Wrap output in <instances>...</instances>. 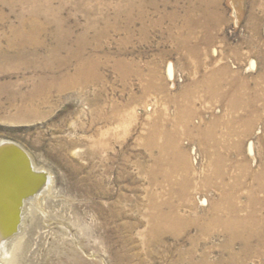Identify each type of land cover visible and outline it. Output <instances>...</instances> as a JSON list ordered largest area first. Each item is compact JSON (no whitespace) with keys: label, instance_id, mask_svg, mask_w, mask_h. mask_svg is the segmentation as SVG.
Wrapping results in <instances>:
<instances>
[{"label":"rangeland","instance_id":"1","mask_svg":"<svg viewBox=\"0 0 264 264\" xmlns=\"http://www.w3.org/2000/svg\"><path fill=\"white\" fill-rule=\"evenodd\" d=\"M125 1L51 0L61 9L64 31L58 35L57 24L38 15L39 27L33 30L42 45L36 59L33 44L24 43L23 36L31 29V8L43 0H0V145L9 142L23 150L50 183L37 206L29 200L23 204L14 253L3 255L0 264H187L179 254L190 248L198 230L191 226L180 237L165 233L162 242L153 240L149 194H158L159 202L173 199L179 215L195 217L220 199L223 182L207 181L213 152H230V161L240 160V152L252 169L262 160L264 111L237 151L222 140L202 141V132L229 113L226 100L210 95L206 80L212 73L228 71L223 88L229 92L227 82L234 79L246 80L251 91L264 87V77L258 86L264 75V0H137L144 23L128 27L123 12L114 25L115 8ZM186 16L189 23L183 21ZM160 17L162 22L154 24ZM60 42L53 61L70 56L66 68L71 73L82 48L80 56L97 59L103 83L53 90L47 104L20 113L22 95L39 77L54 74L45 57ZM88 97L99 98L96 103L110 110V121L101 115L92 119L95 106ZM236 140L232 136L230 144ZM250 143L253 155L248 154ZM179 154L186 156L185 168L166 181L162 171L174 169ZM232 167L223 179L229 183L237 171ZM170 186L175 188L172 199ZM187 187L186 203L180 190ZM223 239L216 234L199 240L196 259L213 247L211 264L220 257ZM257 262L252 258L243 264Z\"/></svg>","mask_w":264,"mask_h":264},{"label":"bare ground","instance_id":"2","mask_svg":"<svg viewBox=\"0 0 264 264\" xmlns=\"http://www.w3.org/2000/svg\"><path fill=\"white\" fill-rule=\"evenodd\" d=\"M202 2H199V6H204V3ZM60 10H61L60 7H54L52 5L51 0H43L41 5H38L37 7L34 6L33 8H31L30 11L31 16L28 22L29 25L31 26V29L29 31V34L25 33L26 35L23 36V42L24 43L31 42V44H33L35 49V51H33V55L36 57V59H39L36 48L42 45V43L39 40H37V31L33 30V28L37 29L39 27V26L37 27L38 15L42 14L46 16V20H47L46 22H55L59 29L57 32L59 35L62 34V32L64 31L61 29L63 26V19L59 16ZM123 12H125L126 14L125 24L128 27L134 24L136 21L142 24L145 21L146 14L142 5L140 4V1L126 0L125 4L117 5L115 8V18H114L115 22H113L114 25L119 23L121 13ZM162 19L163 17L158 18V20L154 21V24L162 22ZM183 21L185 23H189L191 21V18L189 16H186V18ZM88 24L91 25V22H89ZM114 25H110V26H112L113 28H118V26H114ZM64 33H66V35L69 34L67 32ZM253 34L255 35V33ZM188 36L191 38L190 35ZM62 46L63 45L60 42L58 44V47L51 50L50 55L45 57L47 61L46 68L53 71L54 74L39 77L37 82L33 86L31 92L27 93L26 95H22L21 105L18 106L17 108V111H19L20 113L33 111L36 108V106H38L41 103L47 104L49 102V99L51 98L50 95L51 92H53V90H55L57 93H60L63 89L67 87L87 88L90 84L94 82L97 83L101 79L100 75L97 73L96 70L97 59H95L94 57L86 58L80 56L82 52V48H80L75 53V56L77 57V63L74 71L71 73H69L66 68L70 62V56H68L65 59H58L57 61H53L52 55L57 54L58 50H60ZM121 64L125 66V68L127 69L128 68H131V70L136 69L134 67L135 65L133 64H126L124 62H121L120 65ZM55 72H60V73L55 74ZM227 72L228 71L226 69L224 71L217 70L216 72L212 73L210 77L206 80V83L209 82L208 87L210 88V90H212L210 92V95H214L217 98H221L222 100L224 99V101L226 100L229 113L228 115L226 114L227 117L219 116L211 121L209 126L202 132V138H203L202 141L208 143L213 142L217 144L218 140L219 141L222 140L223 142L225 141L224 142L225 144L227 143L228 147H232L233 151L234 150L237 151L240 147H242L243 140L246 137H249V135H251L255 123L262 116V112L264 111V105H262L261 107L260 105L257 104V102L263 101L264 103V87L261 91H257V89L255 91H251L249 89V86L247 84L248 82H246V80L237 81V79H234L231 80L230 82H227L229 88H231L230 90L232 91L229 92L227 89L224 90L223 81L225 80L224 75L227 76ZM263 77L264 75H261V78H259L260 83H258V86L261 85V80ZM98 99H99L98 97L89 98L91 104H94L95 106L91 114L92 119L94 120L96 116L101 115L103 116L102 119H104V121L106 122L110 121V110H106L102 105L96 103ZM221 131L223 132L222 133L223 139L220 137L218 139L217 134L218 133L220 134ZM263 132H261L262 134L261 139L264 141ZM155 136H151V137H155ZM232 136L233 137L236 136L237 140L235 141V143L231 142L230 144V138ZM248 146H249L248 154L253 155L252 144L250 143ZM8 148L12 150L9 151L10 153L7 152L6 155L3 154V157L5 159L0 156V237L3 235L4 231L13 232L16 230H20L19 225L22 219L21 216H22L23 204L25 202H28L29 200L30 204L37 206L39 203L38 197L40 195H43L45 193V190L48 189L49 191L50 189L49 186L50 183H48L49 181L47 180L46 174L44 173L43 170L36 168L29 158L28 159L30 161V168H28V165H26L25 162V158H21L18 156L19 155L18 153H14L13 150L15 149H13L14 148L13 146H10ZM228 150L230 149L228 148ZM262 151L263 152H259L260 160L261 159L262 160L260 161V164L257 165L258 167L256 169L251 168L250 159L246 158L240 152L238 153L241 155L240 160H236V161L235 160L230 161V159L228 158L230 152H223V153L213 152L214 169L210 174V176L206 175L208 176L207 181L208 182L210 181L211 183L223 182V185L219 187L221 189L220 199L214 202V204L209 208L207 213H202V214L198 213V215H196L195 217H187V218L179 215L177 211V207L172 202L173 200L172 198H174L175 188H171V186L169 188L171 191L170 194L168 195V197L172 199L170 201L159 202L158 201L159 195L155 194V192H151L149 194V199H147V201L149 200L148 205H149V209L151 210V211L149 210L151 223H150V228H148L149 229L148 232L150 235L154 237L153 240H155L156 242H160V241L162 242L163 240L160 239V237L165 233L171 234L174 237L175 236L180 237L182 234L186 232V230L189 227L193 226L198 230V233L196 234L195 237L191 239L190 242L191 246H189L190 248L188 249L186 248L187 250L184 249L185 251L183 252L180 251L181 253L179 254V258L186 259L187 264H208L209 262L208 254L210 253L211 249H213V247L203 251L200 254L199 258L197 257V259L195 257L196 254L195 250L197 249L196 247L199 243L198 242L199 240L203 238L206 239L210 238L216 234H222L224 239L222 243L218 245V248L220 249L221 252L220 257L217 256L218 258L214 260L211 264H243L244 262L249 261L252 258H258V262L256 264H264V210H263L264 209V148ZM185 162H186V156L184 154H179L177 161L176 162L174 161V163L172 162L174 169H171L169 171L167 170L162 171V174L165 176L164 179L166 181H170L169 179L170 175H172L175 172L177 173L179 171L184 170ZM232 166L235 169H237V171H236V176L233 178L232 181H230L231 183H229L228 181H225L223 179L228 172V168ZM40 175L42 176V178L39 177ZM21 176H23V178H21ZM187 180H188L187 176L186 177L184 176V178L182 179L184 183L187 182ZM184 188L180 190V194H181L180 196L182 197L183 195L184 200L187 203L188 201L186 195L188 193V187L187 190ZM22 195L25 196V198L24 197L19 198V196ZM243 197H244V201H241ZM31 200L33 202H31ZM202 202L205 203V200H203ZM13 235L14 233L6 240L5 243L2 242V244L0 245V252L2 251L0 254V258H4L5 256L3 257V255H7L8 253L10 254L11 252L14 251L15 249L14 242L16 241V239H14ZM70 252H72V250H70ZM12 256L13 255H11V257ZM128 261L130 262V260Z\"/></svg>","mask_w":264,"mask_h":264},{"label":"water","instance_id":"3","mask_svg":"<svg viewBox=\"0 0 264 264\" xmlns=\"http://www.w3.org/2000/svg\"><path fill=\"white\" fill-rule=\"evenodd\" d=\"M11 146V143H9V142H5V143H3V144H1L0 145V156L2 157V158H4L3 157V154H7V152H9L10 150H12V149H9L8 147H10ZM13 149H15V150H13L14 151V153H18L19 155V157H21V158H25V162H26V165H28V168H30V161H29V159H28V157H27V154L25 153V152H23V150H21V149H19V148H16V147H14ZM15 151H17V152H15ZM10 153V152H9ZM21 155V156H20ZM18 157V158H19ZM5 159V158H4ZM39 177H41L42 178V176L40 175ZM21 178H23V176H21ZM42 180V179H41ZM25 198V196H19V198ZM15 231H13V232H11V231H4V233H3V235L0 237V245L2 244V242H6V240L14 233Z\"/></svg>","mask_w":264,"mask_h":264}]
</instances>
